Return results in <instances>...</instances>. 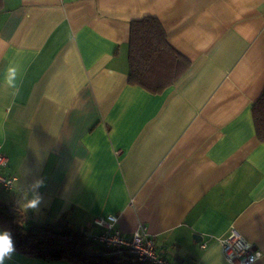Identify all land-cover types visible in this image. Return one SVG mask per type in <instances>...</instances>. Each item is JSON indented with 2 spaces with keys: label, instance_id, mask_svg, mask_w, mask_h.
I'll return each instance as SVG.
<instances>
[{
  "label": "crops",
  "instance_id": "1",
  "mask_svg": "<svg viewBox=\"0 0 264 264\" xmlns=\"http://www.w3.org/2000/svg\"><path fill=\"white\" fill-rule=\"evenodd\" d=\"M148 16L191 62L160 94L128 83L130 24ZM263 91L264 0H3L0 150L18 180L0 200L89 235L116 214L175 264H232L218 237L235 226L264 264ZM36 180L41 203L25 211ZM5 264L73 263L15 251Z\"/></svg>",
  "mask_w": 264,
  "mask_h": 264
},
{
  "label": "trees",
  "instance_id": "2",
  "mask_svg": "<svg viewBox=\"0 0 264 264\" xmlns=\"http://www.w3.org/2000/svg\"><path fill=\"white\" fill-rule=\"evenodd\" d=\"M3 0H0V11ZM128 83L153 94L163 93L191 67L167 41L160 20L145 17L130 24ZM256 135L264 143V91L252 108ZM0 227L9 230L17 252L47 261L73 264H151L128 252L100 245L67 222L29 224L16 202L0 200Z\"/></svg>",
  "mask_w": 264,
  "mask_h": 264
},
{
  "label": "built area",
  "instance_id": "3",
  "mask_svg": "<svg viewBox=\"0 0 264 264\" xmlns=\"http://www.w3.org/2000/svg\"><path fill=\"white\" fill-rule=\"evenodd\" d=\"M7 165L8 158L0 150V190L4 192L14 189L18 180L16 175L4 173ZM93 223L100 230L88 236L100 245L114 248L118 253L128 252L138 260L151 264H175L158 252L154 237L143 224H140L132 233L123 232L118 225L119 217L116 214L95 218ZM218 241L225 258L232 264H254L261 257V252L255 249L235 226H232L226 234L218 237ZM201 246L206 248L207 244L202 243ZM256 256L258 258L253 261L252 258Z\"/></svg>",
  "mask_w": 264,
  "mask_h": 264
},
{
  "label": "clouds",
  "instance_id": "4",
  "mask_svg": "<svg viewBox=\"0 0 264 264\" xmlns=\"http://www.w3.org/2000/svg\"><path fill=\"white\" fill-rule=\"evenodd\" d=\"M19 68L16 65H9L6 69L5 82L8 88L14 89L15 93L19 92V86L17 83ZM43 186L42 180H36L32 185H29L28 191L31 193V198L28 195L24 197V203L21 207L26 211L28 209H36L41 203L42 196L39 193V188ZM16 249L13 242L12 234L9 230L0 231V264H5V260H10L15 253ZM258 256L252 258L253 261Z\"/></svg>",
  "mask_w": 264,
  "mask_h": 264
},
{
  "label": "water",
  "instance_id": "5",
  "mask_svg": "<svg viewBox=\"0 0 264 264\" xmlns=\"http://www.w3.org/2000/svg\"><path fill=\"white\" fill-rule=\"evenodd\" d=\"M194 238H199V236L198 235H194Z\"/></svg>",
  "mask_w": 264,
  "mask_h": 264
},
{
  "label": "rangeland",
  "instance_id": "6",
  "mask_svg": "<svg viewBox=\"0 0 264 264\" xmlns=\"http://www.w3.org/2000/svg\"><path fill=\"white\" fill-rule=\"evenodd\" d=\"M93 224H94V223H93ZM118 224H119V223H118ZM97 228H98V227H97ZM99 230H100V229L98 228V232H99ZM123 232H124V231H123ZM88 235H89V234H88Z\"/></svg>",
  "mask_w": 264,
  "mask_h": 264
}]
</instances>
